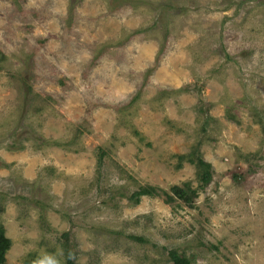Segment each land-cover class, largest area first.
<instances>
[{
    "label": "rangeland",
    "instance_id": "374dc122",
    "mask_svg": "<svg viewBox=\"0 0 264 264\" xmlns=\"http://www.w3.org/2000/svg\"><path fill=\"white\" fill-rule=\"evenodd\" d=\"M0 225L4 264H264V0H0Z\"/></svg>",
    "mask_w": 264,
    "mask_h": 264
},
{
    "label": "trees",
    "instance_id": "16d2710c",
    "mask_svg": "<svg viewBox=\"0 0 264 264\" xmlns=\"http://www.w3.org/2000/svg\"><path fill=\"white\" fill-rule=\"evenodd\" d=\"M103 155H104V151H101V148H99V155H98L99 165L101 163ZM178 159L182 161L184 158L183 156H178ZM185 159H187V161L190 164H193L196 168L197 178L200 181L198 184V190H204V188L210 183L213 176V169L211 167V164L203 160L196 149L191 151L189 153V156ZM180 163L181 162H178V165H180ZM231 176L233 179L244 177L243 173H239V174L233 173ZM198 190L191 188L189 182L183 183L182 186L173 185L170 188L172 196L182 201L188 207L194 206V199L198 194ZM158 195L159 193L156 187L146 184V185H140L136 190H134L130 194L129 199L133 200L135 203H138L142 196H158ZM63 236L66 238L65 233L63 234ZM10 245H11V240L7 236H5L4 227L3 225H0V264H4L5 254L9 249ZM168 254L170 259L169 264H190L191 262L190 258L186 254L182 252L180 253L177 250L170 249ZM64 264H78L75 262L74 259L71 258V253L67 249L65 251Z\"/></svg>",
    "mask_w": 264,
    "mask_h": 264
}]
</instances>
